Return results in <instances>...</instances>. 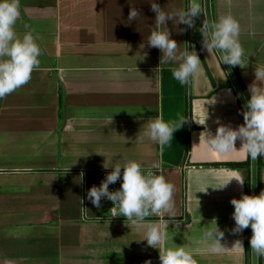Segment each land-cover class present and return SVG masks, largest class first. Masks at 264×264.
<instances>
[{"label": "crops", "instance_id": "obj_1", "mask_svg": "<svg viewBox=\"0 0 264 264\" xmlns=\"http://www.w3.org/2000/svg\"><path fill=\"white\" fill-rule=\"evenodd\" d=\"M210 15L258 123L264 264V0ZM248 159L203 0H0V264H250ZM121 168L160 171V220L101 212Z\"/></svg>", "mask_w": 264, "mask_h": 264}, {"label": "built area", "instance_id": "obj_2", "mask_svg": "<svg viewBox=\"0 0 264 264\" xmlns=\"http://www.w3.org/2000/svg\"><path fill=\"white\" fill-rule=\"evenodd\" d=\"M99 204L113 220H160L165 203L158 169H102L96 177Z\"/></svg>", "mask_w": 264, "mask_h": 264}, {"label": "water", "instance_id": "obj_3", "mask_svg": "<svg viewBox=\"0 0 264 264\" xmlns=\"http://www.w3.org/2000/svg\"><path fill=\"white\" fill-rule=\"evenodd\" d=\"M203 11L205 17V23L208 31V35L216 52V55L224 68V71L228 77V80L231 86L234 89V92L238 98V101L242 107L249 133V142H250V264H257V225H256V137L253 120L244 98V95L236 81V78L228 64V61L222 52L218 41L216 39L214 29L212 26L211 15H210V0H203Z\"/></svg>", "mask_w": 264, "mask_h": 264}, {"label": "trees", "instance_id": "obj_4", "mask_svg": "<svg viewBox=\"0 0 264 264\" xmlns=\"http://www.w3.org/2000/svg\"><path fill=\"white\" fill-rule=\"evenodd\" d=\"M228 63L230 65V68L236 78V81L244 95V98L246 100V103L248 105L252 120H253V124H254V129H255V137H256V204L258 203V193H259V188H260V181H259V170H260V156H259V152H260V137H259V128H258V123H257V119H256V114H255V110L253 108V105L247 95V92L245 90V88L242 85V82L240 81L236 71L234 70V68L231 66L230 61L228 60ZM188 126L186 125V135L188 133ZM250 164V160L248 159V161L244 162V163H233V166H246L247 168L249 167ZM245 183H246V191L247 194H249V186H250V174L248 172L246 179H245ZM248 214H249V206H248ZM249 221V220H248ZM258 264V262H257Z\"/></svg>", "mask_w": 264, "mask_h": 264}, {"label": "rangeland", "instance_id": "obj_5", "mask_svg": "<svg viewBox=\"0 0 264 264\" xmlns=\"http://www.w3.org/2000/svg\"><path fill=\"white\" fill-rule=\"evenodd\" d=\"M101 212L106 216L107 215V209L105 207H102Z\"/></svg>", "mask_w": 264, "mask_h": 264}]
</instances>
